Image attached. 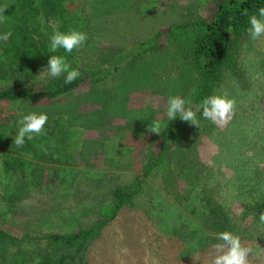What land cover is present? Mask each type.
<instances>
[{"label":"rangeland","instance_id":"rangeland-1","mask_svg":"<svg viewBox=\"0 0 264 264\" xmlns=\"http://www.w3.org/2000/svg\"><path fill=\"white\" fill-rule=\"evenodd\" d=\"M70 1L87 40L74 53L73 64L68 63L83 76L107 66L117 55H133L135 45L157 29L210 17L217 0ZM38 21L52 28L56 24L51 14L43 12ZM186 62L176 48L158 47L120 62L116 69L108 67L103 79L96 83L84 80L57 99L16 105L25 111L49 108L61 112L84 134L70 183L61 179L59 168L43 164L26 196L7 204L0 215V229L16 240L0 243V264H10L18 252L41 256L48 235L77 232L104 219L113 203L110 191L132 184L143 174L132 203L120 208L90 243L82 264H193L191 255H181L179 242L162 236L150 216L154 189L168 197L182 192L190 181L185 173L201 175L214 200L231 217L242 214L246 198L236 189L239 180L233 178L241 156L242 164L260 161L264 168V152H260L264 149V35L255 41L247 37L238 49L236 65L225 69L214 90V94L235 100L230 121L224 126L211 122L204 130L187 133L186 142L172 151L169 161L145 175L158 149L151 124L159 121L163 127L168 122L170 96L187 101L191 93ZM46 70L40 72L33 88L53 79ZM116 149L117 155H111ZM14 180V174L3 178L9 183ZM248 226L243 243L254 250L250 264H264V227ZM199 254L201 261L196 264H210L212 248Z\"/></svg>","mask_w":264,"mask_h":264},{"label":"trees","instance_id":"trees-1","mask_svg":"<svg viewBox=\"0 0 264 264\" xmlns=\"http://www.w3.org/2000/svg\"><path fill=\"white\" fill-rule=\"evenodd\" d=\"M71 6L70 0H0V9L4 8L3 14L6 16L0 22V36L11 33L7 40L0 39V215L6 212L8 203L22 199L34 186L36 173L44 167L40 165H54L61 170V179L70 183L76 171L72 165L83 143L84 131L81 128L70 124L65 114L45 108L33 110L47 113L45 134L34 135L33 139H26L22 147H16L13 139L19 128L18 121L24 114L32 112L16 105L57 99L84 80L96 83L103 79L110 66L116 69L122 61L134 60L156 51L158 47L170 46L179 50L187 60L191 93L187 99L190 105L186 106L196 110L205 97L214 94L225 69L236 65L238 49L249 36L248 16L264 7V0H217L210 17L172 23L157 29L151 37L135 45L131 51L133 55L129 53L131 56L117 55L107 62V66L78 76L70 84H65L64 77L60 76L40 88H33L32 84L47 67L48 59L53 54L48 50L53 32L72 29L84 32L79 24V15ZM41 12L55 18L54 28L39 23ZM77 50L69 54L60 49L55 54L65 56L67 62L73 64ZM197 116L199 127L177 117L168 121L159 134H155L158 149L145 175L163 167L172 151L186 142L183 143V139L187 133L210 126L211 121L204 119L200 112H197ZM117 149L111 155H117ZM261 149L260 152H264ZM242 157L233 177L236 182L239 180L236 189L240 188L246 198L243 212L238 217H231L214 200L201 175L185 173L190 179L189 183L182 192L170 197L163 190L154 189L156 197L152 200L150 216L162 236L170 240L175 238L179 242L181 255L211 248L217 243L216 234L223 230L239 235L243 242L248 238L249 224L251 227H264L258 219L260 212L264 211V168L259 166L260 161L250 166L246 162L242 164ZM10 174H14L16 180L4 182L3 178ZM142 176L144 174L132 184L110 191L113 203L108 205L104 219L77 232L50 234L41 256L18 252L10 264H82V256L90 243L114 219L120 208L132 203V197L140 190ZM6 240L16 238L0 229V243ZM193 244H197L198 248H193Z\"/></svg>","mask_w":264,"mask_h":264},{"label":"clouds","instance_id":"clouds-1","mask_svg":"<svg viewBox=\"0 0 264 264\" xmlns=\"http://www.w3.org/2000/svg\"><path fill=\"white\" fill-rule=\"evenodd\" d=\"M3 9H0V22L6 19L3 14ZM247 14V13H246ZM247 32L249 38L253 41L264 35V7H260L256 12L248 16ZM11 35L10 32L0 36V39L7 40ZM87 40L85 32L72 29L67 32L55 30L50 36L49 52L50 55L46 67V74L51 78H58L63 75L64 83L70 84L80 75L77 68H73L66 60L65 56L57 55L60 49L66 53H72L74 49H78ZM235 100L226 95L213 94L205 97L196 110L190 105V101H186L181 96H170L167 102L166 115L168 121L179 117L185 122H190L199 127V119L197 112H200L204 119L211 121L217 126L226 125L235 110ZM48 121V115L45 112H28L24 114L18 121L19 128L13 143L16 147H22L26 139L31 140L33 136L45 134L44 126ZM161 124L159 121H154L151 124L150 131L154 133L161 132ZM259 222L264 224V211L259 214ZM217 243L211 246L212 254L210 256V264H250L249 257L253 254L252 246L245 245L241 237L232 231L223 230L216 234ZM193 248H198L197 244L192 245ZM192 257L193 264L201 261V256L198 251L189 254Z\"/></svg>","mask_w":264,"mask_h":264}]
</instances>
